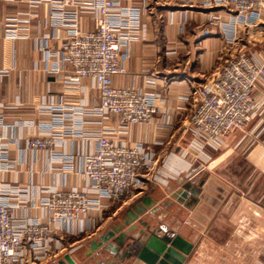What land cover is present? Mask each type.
I'll use <instances>...</instances> for the list:
<instances>
[{
  "label": "crops",
  "instance_id": "obj_1",
  "mask_svg": "<svg viewBox=\"0 0 264 264\" xmlns=\"http://www.w3.org/2000/svg\"><path fill=\"white\" fill-rule=\"evenodd\" d=\"M144 2L148 3L147 10L143 9ZM122 5L141 10L142 33L131 42L128 52L124 48L126 72L114 75L112 83L121 87L143 86L146 82L143 71L152 66L159 74L157 91L165 98L159 102L157 123L168 120L172 129L169 134H157L154 125L145 123L127 128L119 127L116 122L111 124L116 130L111 136L129 145H147L157 152L159 162L154 170L158 171L157 177L149 180L134 199L109 209L104 223L88 222L87 232L68 236V249L59 257L65 253H85L87 240L96 238L124 217L129 218L146 201L180 195L188 187L189 194L182 206L187 203L186 218L190 222L181 221L178 226L183 237L193 244L185 264H264V139L244 154L234 147H206L198 153L189 152L192 136L185 128L193 104L181 103L185 86L177 82L187 79L196 87L208 84L215 77L222 58L251 46L257 36L264 37V8L256 25H238L236 38H232V15L223 8L205 5L203 0H122ZM49 10L46 4L29 0H0V70L4 72L0 75V135L18 137L28 132L33 124L41 123L38 112L43 104L56 102L63 96L59 91L63 87L60 77L69 73L70 68L61 67V75L49 70L57 63V56H48L46 49L54 52L61 48L67 28L54 26ZM27 11L35 12L38 18L31 20L25 29L27 36L12 37L3 20ZM83 19L87 29H94L91 12H84ZM63 100L66 110L72 111L85 101H100V91L90 87L85 93L80 87L65 94ZM18 117H25L28 122L9 126ZM87 118L90 121L84 124V131L95 134L101 125L91 116ZM43 123L54 130L70 126L56 121ZM253 125L254 122L248 128ZM241 136L236 132L228 141ZM4 140L9 143L6 148L9 159L19 158L20 150L26 154L25 164L17 165L18 173L1 170L0 177L28 189V215L48 221L42 208L36 206L44 195L38 191L41 185L66 178L68 184L86 186V180L78 174L80 156L94 147L96 140L66 134L62 148H50L39 159H34L33 152L25 149V138H21L19 145L14 140ZM53 154L64 155V161L52 163L54 169L49 170ZM16 202L15 198L13 203ZM13 211L22 212L18 208ZM51 263L52 259H46L31 264Z\"/></svg>",
  "mask_w": 264,
  "mask_h": 264
},
{
  "label": "built area",
  "instance_id": "obj_2",
  "mask_svg": "<svg viewBox=\"0 0 264 264\" xmlns=\"http://www.w3.org/2000/svg\"><path fill=\"white\" fill-rule=\"evenodd\" d=\"M29 1L46 4L52 24L67 28L61 48L54 52L46 49L48 56H57V63L49 70L61 75V67L70 68L69 73L60 77L63 87L59 91L64 96L80 87L85 93L90 87H97L100 101H85L72 111L66 110L63 96L56 102L44 103L38 112L41 123L33 124L18 137L0 135V171L18 173L17 165L23 166L26 162L22 150L19 158H8L9 143L4 139L14 140L19 145L21 138H25V149L33 152L34 159L42 157L50 148H62L66 134L96 140V144L80 156L78 174L86 180L85 187L79 183L68 184L66 178L39 187L38 191L44 195L36 206L42 208L47 222L28 215L27 188L17 182L7 183L0 177V264H31L46 259L55 262L59 254L68 249V236L87 232L88 222L104 223L109 209L119 202L128 203L147 187L149 180L157 177L158 171L154 172L159 162L157 152L147 145H129L111 136L110 133L116 132L111 124L116 122L119 127L127 128L131 124L145 123L154 125L157 134H169L172 129L168 120L157 123L159 102L165 98L157 91L159 74L152 66L143 71L146 77L143 86L121 87L112 83L114 75L126 72L122 58L124 48L128 52L131 42L141 37L138 7H124L122 0ZM203 3L223 8L232 15V38H236L238 25H256L264 8V0H203ZM145 8L148 9L147 2L143 4ZM84 12L92 13L94 29L84 26ZM36 18L35 12H21L5 17L2 24L12 37H22L27 36L25 29ZM3 73L0 70V75ZM215 74L202 87L194 86L187 79L177 80L185 86L181 103L193 104L185 128L192 136L188 151L228 148L232 143L228 138L236 132L242 134L236 138L237 147L247 151L264 135V50L250 53L241 50L225 56ZM88 116L101 125L95 134L84 131V124L90 121ZM18 118L9 126L28 122L25 117ZM44 121L70 126L54 130ZM253 122V127L247 131ZM164 126L170 129L165 130ZM63 161L64 155L53 154L49 170L54 169L52 163ZM15 198L18 202L13 203ZM14 208L22 212L14 213Z\"/></svg>",
  "mask_w": 264,
  "mask_h": 264
},
{
  "label": "water",
  "instance_id": "obj_3",
  "mask_svg": "<svg viewBox=\"0 0 264 264\" xmlns=\"http://www.w3.org/2000/svg\"><path fill=\"white\" fill-rule=\"evenodd\" d=\"M188 194L185 187L180 195L146 201L135 214L90 240L85 253H65L51 264H185L193 244L178 226L190 222L187 203L182 206Z\"/></svg>",
  "mask_w": 264,
  "mask_h": 264
},
{
  "label": "rangeland",
  "instance_id": "obj_4",
  "mask_svg": "<svg viewBox=\"0 0 264 264\" xmlns=\"http://www.w3.org/2000/svg\"><path fill=\"white\" fill-rule=\"evenodd\" d=\"M255 43L254 44H250L251 46H247V47H245L244 49H243V51L244 52H246V53H250V52H252V51H262V50H264V37L262 36V37H259V36H257L256 37V39H255V41H254ZM248 127H247V131H248ZM247 138H250V137H247ZM247 138H245L244 139V142L243 143H245V140L247 139ZM264 139V135H262L260 138H258V140L256 141V142H258V141H261V140H263ZM238 140V139H237ZM237 140H235V141H232V143H231V146H229L228 148H237V149H239L238 147H237ZM255 142V143H256ZM255 143H253L252 144V146L255 144ZM251 148V146L248 148V150ZM247 150V151H248ZM241 151V150H240ZM247 151H241L243 154L244 153H246Z\"/></svg>",
  "mask_w": 264,
  "mask_h": 264
}]
</instances>
